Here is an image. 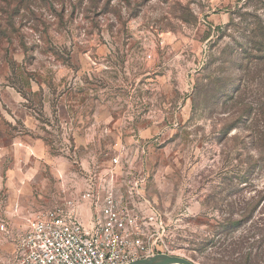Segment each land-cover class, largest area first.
<instances>
[{
    "label": "rangeland",
    "instance_id": "374dc122",
    "mask_svg": "<svg viewBox=\"0 0 264 264\" xmlns=\"http://www.w3.org/2000/svg\"><path fill=\"white\" fill-rule=\"evenodd\" d=\"M258 26L264 0H0V144L25 130L14 113H30L71 169V192L83 189L68 104L101 88L97 76L110 70L131 101L144 98L133 111L156 127L134 152L148 155L149 205L138 211L160 216L148 232L157 252L194 264H264ZM6 245L0 234V264Z\"/></svg>",
    "mask_w": 264,
    "mask_h": 264
},
{
    "label": "built area",
    "instance_id": "2783aa9c",
    "mask_svg": "<svg viewBox=\"0 0 264 264\" xmlns=\"http://www.w3.org/2000/svg\"><path fill=\"white\" fill-rule=\"evenodd\" d=\"M131 156L121 144L108 166L91 157L89 170L74 158L83 189L62 187L58 199L30 212L21 225L0 222L11 246L1 264H129L157 254L148 232L160 216L138 211L139 204L149 205L143 192L148 155L141 146L133 162ZM121 188L123 197L116 191Z\"/></svg>",
    "mask_w": 264,
    "mask_h": 264
},
{
    "label": "crops",
    "instance_id": "0c3cea01",
    "mask_svg": "<svg viewBox=\"0 0 264 264\" xmlns=\"http://www.w3.org/2000/svg\"><path fill=\"white\" fill-rule=\"evenodd\" d=\"M110 75L113 73L106 70L101 79L97 76L101 88L93 85L88 94L85 90L83 97L75 99L73 105L68 104L73 109L70 119L74 127L69 125L73 129L72 158L83 167L89 166L91 157L108 166L109 158L121 144L134 160L135 138L144 141L145 137L155 135L156 127L149 115L133 111L145 105L144 98L131 101L129 92L122 93L116 85L118 81ZM14 114L25 130L15 133L8 147L0 144V160L3 162L6 157L11 160L9 165L0 167V222L17 226L24 223L30 212L51 204L52 193L57 195L62 187L69 189L66 174L70 175L71 169L60 164V153L55 155L51 150L33 115L21 111ZM71 167L73 170L75 166ZM79 183L78 190L82 188ZM10 251L7 243L3 256Z\"/></svg>",
    "mask_w": 264,
    "mask_h": 264
},
{
    "label": "water",
    "instance_id": "95a60500",
    "mask_svg": "<svg viewBox=\"0 0 264 264\" xmlns=\"http://www.w3.org/2000/svg\"><path fill=\"white\" fill-rule=\"evenodd\" d=\"M129 264H194L184 258L171 256L168 254H154L151 256H147L145 258H141L138 260H134Z\"/></svg>",
    "mask_w": 264,
    "mask_h": 264
},
{
    "label": "trees",
    "instance_id": "16d2710c",
    "mask_svg": "<svg viewBox=\"0 0 264 264\" xmlns=\"http://www.w3.org/2000/svg\"><path fill=\"white\" fill-rule=\"evenodd\" d=\"M256 34L259 37L258 42H255L254 46L256 48L255 53L256 57L254 58V61L256 63L258 71L264 69V28L261 26L256 27ZM264 72V70H263Z\"/></svg>",
    "mask_w": 264,
    "mask_h": 264
}]
</instances>
